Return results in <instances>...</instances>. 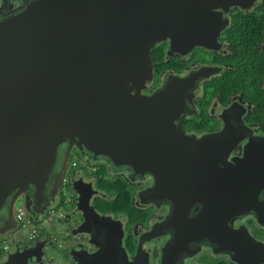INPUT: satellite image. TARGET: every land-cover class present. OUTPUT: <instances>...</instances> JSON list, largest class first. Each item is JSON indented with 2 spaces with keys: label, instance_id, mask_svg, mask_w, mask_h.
I'll return each mask as SVG.
<instances>
[{
  "label": "water",
  "instance_id": "water-1",
  "mask_svg": "<svg viewBox=\"0 0 264 264\" xmlns=\"http://www.w3.org/2000/svg\"><path fill=\"white\" fill-rule=\"evenodd\" d=\"M241 1L23 0L0 15V235L17 227L13 212L22 196L30 213L53 205L50 188L65 169L62 154L75 147L114 171L153 176L151 197L174 207L168 224L179 239L218 241L229 221L253 209L264 190V138L228 163L246 133L183 132L186 81L141 94L158 43L171 39L184 52L190 39L211 42L191 25L205 20L206 8L190 6ZM72 188L73 212L83 222L70 236L87 234L96 245L91 254L72 251L75 262L133 264L122 247L123 223L92 205L98 192L90 183L75 178ZM196 205L200 213L189 218ZM42 249L41 242L17 246L0 264L36 263Z\"/></svg>",
  "mask_w": 264,
  "mask_h": 264
},
{
  "label": "flooded vegetation",
  "instance_id": "flooded-vegetation-1",
  "mask_svg": "<svg viewBox=\"0 0 264 264\" xmlns=\"http://www.w3.org/2000/svg\"><path fill=\"white\" fill-rule=\"evenodd\" d=\"M22 5L23 0H0V15H6ZM198 6L206 8L205 20L197 18L191 25L194 24L197 31L207 33L205 37L211 42L201 45L199 41L190 39L184 52L172 48L171 39L158 43L151 50L150 78L141 94L152 96L166 83L176 85L186 81L190 89L185 94V110L178 122L179 127L186 134L198 138L226 131L246 133L226 157L228 163H233L243 159L251 141L264 138V0H242L238 4L233 2L213 7L195 3L190 7L194 9ZM194 32L196 30L192 28L190 33ZM73 149L62 154L65 169L58 173L59 185L53 183L50 188L51 194H56L53 205L44 213L39 209H33L36 213L27 212L35 234L32 239L28 237L18 245L31 248L39 242L43 243V257L30 264H55L49 253L56 245L65 249L59 256L60 263L77 264L71 255L74 250L83 249L90 254L95 252L96 245L90 242L89 235L85 234L80 239L70 236L71 230L83 222L81 215L78 217L81 223L76 222L70 229L64 226L67 236L59 235L54 226L48 231L40 226L58 212H61L58 225L71 222L74 212L72 209L65 210V206H75L76 194L72 188L75 178L90 183L98 192L91 200L95 208L96 200L108 202L112 199L100 188L101 177L97 172L102 168H105L108 178L126 183L131 194V214L112 216L123 223L122 247L128 263L264 264V190L255 200L253 209L229 221L227 230L221 232L218 241L211 237L179 239L178 229L168 224L174 207L151 197L155 184L153 176L132 175L128 170L114 171L105 161L87 158L86 171L78 162L72 167ZM67 174L71 175V181L66 189L72 190L68 200L63 184ZM200 208L196 205L189 218L197 217ZM97 211L103 216L110 215ZM13 218L16 220L14 212ZM62 240L67 246L59 244ZM17 246H11L7 254L0 255V261Z\"/></svg>",
  "mask_w": 264,
  "mask_h": 264
},
{
  "label": "rangeland",
  "instance_id": "rangeland-1",
  "mask_svg": "<svg viewBox=\"0 0 264 264\" xmlns=\"http://www.w3.org/2000/svg\"><path fill=\"white\" fill-rule=\"evenodd\" d=\"M72 158L75 159V161H77L78 164L85 171L87 170V167L85 166V164L88 162V160L82 155V153L76 147L72 151ZM83 173H84V177H85V172L83 171ZM70 181H71V175H69V183H70ZM79 181H82V180L80 179ZM64 192H65V197L68 200L71 197V192H72L71 188L64 190ZM18 209H21L24 212V214H25L24 221H25L26 218L28 217L27 216L28 210H27V208L25 206L24 197L19 198L17 200V202L15 203L14 216H16L18 214L17 213ZM66 209H72V211H74V208H71L70 204H67L65 206V210ZM60 214H61V212H58L57 214H54L52 216V219L49 220L48 222L44 223L43 225H41L40 228L41 229L45 228L46 231H48V230H50V228L52 226H54V227H56V231H57V233L59 235L67 236L68 235V231H67V229L65 227L70 229L71 227H73L75 225L76 222L81 223V220L78 218L80 215L75 212V213L72 214L71 222H69L67 224L63 223V225L60 226V225L57 224V219H59V215ZM110 215L111 216H116V215H119V214L114 212V213H110ZM29 219H31V218H29ZM31 232H32V226L21 227L20 224L18 223L17 227L15 229H13L12 231L5 232V233L1 234V236L7 239V242L9 243L10 246H17L20 242L22 244L24 242V240H26L28 237H30ZM59 244L61 246L63 244L65 246H67L66 242H64L63 240H62V242L60 241ZM63 250H65V249H62V247H58L57 245L55 247L54 246L51 247V251L49 253L50 254L49 257L51 256V259L52 258L54 259L55 264H67L66 261L60 263V260H59V256L61 254H63ZM3 257L6 258L7 256H3Z\"/></svg>",
  "mask_w": 264,
  "mask_h": 264
},
{
  "label": "trees",
  "instance_id": "trees-1",
  "mask_svg": "<svg viewBox=\"0 0 264 264\" xmlns=\"http://www.w3.org/2000/svg\"><path fill=\"white\" fill-rule=\"evenodd\" d=\"M75 160V159H73ZM97 174L100 175V188L112 199L108 202L96 200L95 206L101 212L123 214L132 212L131 194L126 183L108 178L105 168L100 169ZM69 178V174L66 175ZM134 220L133 216H130Z\"/></svg>",
  "mask_w": 264,
  "mask_h": 264
},
{
  "label": "built area",
  "instance_id": "built-area-1",
  "mask_svg": "<svg viewBox=\"0 0 264 264\" xmlns=\"http://www.w3.org/2000/svg\"><path fill=\"white\" fill-rule=\"evenodd\" d=\"M72 166L73 167L77 166L76 162H74ZM63 184L65 186L64 189L66 190V187L69 184V178L64 177ZM17 213L18 214L16 215V221L20 224L21 227L32 226V232L30 234V239H32V236L35 234V228L33 226L32 220L27 217L26 220L24 221L25 214L21 209H18ZM10 248L11 246L7 242V239L0 235V255L7 254L10 251Z\"/></svg>",
  "mask_w": 264,
  "mask_h": 264
},
{
  "label": "clouds",
  "instance_id": "clouds-1",
  "mask_svg": "<svg viewBox=\"0 0 264 264\" xmlns=\"http://www.w3.org/2000/svg\"><path fill=\"white\" fill-rule=\"evenodd\" d=\"M74 162H77V161L74 160L73 163H74ZM73 163H72V164H73ZM76 164H77V163H76ZM72 167H73V166H72ZM64 177H66V176H64Z\"/></svg>",
  "mask_w": 264,
  "mask_h": 264
}]
</instances>
